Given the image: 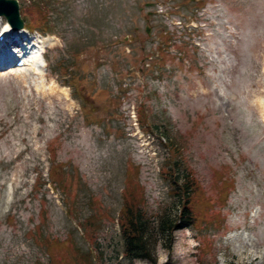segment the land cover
Here are the masks:
<instances>
[{"label":"rangeland","instance_id":"obj_1","mask_svg":"<svg viewBox=\"0 0 264 264\" xmlns=\"http://www.w3.org/2000/svg\"><path fill=\"white\" fill-rule=\"evenodd\" d=\"M47 2L38 71L0 72V264H152L124 254L132 180L156 264H264V0ZM172 144L199 185L169 250Z\"/></svg>","mask_w":264,"mask_h":264},{"label":"trees","instance_id":"obj_2","mask_svg":"<svg viewBox=\"0 0 264 264\" xmlns=\"http://www.w3.org/2000/svg\"><path fill=\"white\" fill-rule=\"evenodd\" d=\"M27 1L30 3L27 5L30 12L31 8L36 12L29 22L30 28H38L42 25L41 29L44 32L46 30L49 32L46 25H43V19L48 20L49 15L47 0ZM26 25L25 22V27ZM174 153L176 154V146L172 144L171 158L166 170L170 174L169 181L173 185L174 195L177 198L176 207L173 210L163 212L156 220L157 227L164 236L165 244L169 250L172 247L174 234L177 230L197 223V215L192 203H194L193 199L196 198L195 191L199 185V182L190 169L185 166L183 160L177 155H172ZM51 176L60 186H65L64 176L58 169L51 172ZM127 192L119 218L122 236L124 237V254L131 259L142 258L156 264L155 243L152 242L153 227L150 218L147 217L145 210L140 205L138 190L133 186V180L127 187ZM86 226L91 227L92 223L88 221ZM89 254L84 253L83 255L88 259Z\"/></svg>","mask_w":264,"mask_h":264},{"label":"bare ground","instance_id":"obj_3","mask_svg":"<svg viewBox=\"0 0 264 264\" xmlns=\"http://www.w3.org/2000/svg\"><path fill=\"white\" fill-rule=\"evenodd\" d=\"M0 22L2 25H5L3 27V30L8 26L11 28V25L8 21H6L5 23H3V18L0 15ZM1 25V26H2ZM2 30V31H3ZM23 30H27V28H22V29H18L17 31H23ZM8 32V30H5ZM18 32H14L12 31L11 33H9V35L7 36V40L8 42H10V45H14L18 42L19 40V33ZM54 38L51 36H43V37H37L36 40L32 43L29 42L28 47L31 48V50H16L13 52V55H17L18 58H25L27 61V64L24 65L23 67H10V71L13 72L14 74L20 73V72H25L26 71H32V72H37L39 69V61H41V58L39 56V53L36 52V50H38L39 48L42 49L43 52H45L46 47L51 46L53 44V40ZM10 55L12 56V54L9 53H3V56L0 55L1 58L3 59H9ZM44 56V55H43ZM1 61V60H0ZM263 64H264V59H263ZM4 70V69H3ZM2 68H0V72L3 71ZM263 71H264V67H263ZM19 75V74H17ZM58 89V88H57ZM260 103L264 106V98L260 99Z\"/></svg>","mask_w":264,"mask_h":264},{"label":"water","instance_id":"obj_4","mask_svg":"<svg viewBox=\"0 0 264 264\" xmlns=\"http://www.w3.org/2000/svg\"><path fill=\"white\" fill-rule=\"evenodd\" d=\"M0 14L4 15L14 28L21 29L24 27L18 0H0ZM146 30L148 33L151 32L150 27H147Z\"/></svg>","mask_w":264,"mask_h":264}]
</instances>
